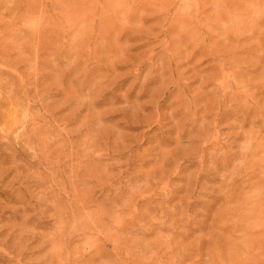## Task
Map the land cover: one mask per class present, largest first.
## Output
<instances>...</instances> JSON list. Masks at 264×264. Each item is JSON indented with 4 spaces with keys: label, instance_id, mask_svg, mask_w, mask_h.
I'll return each instance as SVG.
<instances>
[{
    "label": "rangeland",
    "instance_id": "1",
    "mask_svg": "<svg viewBox=\"0 0 264 264\" xmlns=\"http://www.w3.org/2000/svg\"><path fill=\"white\" fill-rule=\"evenodd\" d=\"M0 264H264V0H0Z\"/></svg>",
    "mask_w": 264,
    "mask_h": 264
}]
</instances>
